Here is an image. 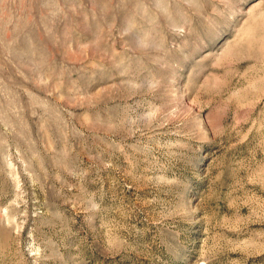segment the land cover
I'll list each match as a JSON object with an SVG mask.
<instances>
[{"label": "rangeland", "instance_id": "374dc122", "mask_svg": "<svg viewBox=\"0 0 264 264\" xmlns=\"http://www.w3.org/2000/svg\"><path fill=\"white\" fill-rule=\"evenodd\" d=\"M0 264H264V0H0Z\"/></svg>", "mask_w": 264, "mask_h": 264}]
</instances>
